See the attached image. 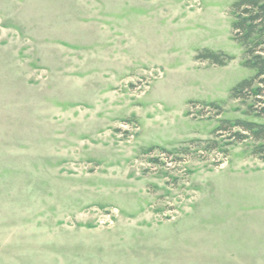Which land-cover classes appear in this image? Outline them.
<instances>
[{"label": "rangeland", "instance_id": "1", "mask_svg": "<svg viewBox=\"0 0 264 264\" xmlns=\"http://www.w3.org/2000/svg\"><path fill=\"white\" fill-rule=\"evenodd\" d=\"M235 1L0 0V264H264Z\"/></svg>", "mask_w": 264, "mask_h": 264}, {"label": "trees", "instance_id": "2", "mask_svg": "<svg viewBox=\"0 0 264 264\" xmlns=\"http://www.w3.org/2000/svg\"><path fill=\"white\" fill-rule=\"evenodd\" d=\"M231 12L234 16L232 40L243 48V67L254 72L251 78L242 80L232 89L231 97L242 101L252 99L253 104L248 109L261 117L264 116V0H236ZM197 59L224 66L232 58L206 50ZM218 128V132L228 134L227 139L234 142L241 143L248 137L263 142L258 152L264 155V125L236 120L222 122ZM234 128L238 130L233 132ZM261 158L264 161V156Z\"/></svg>", "mask_w": 264, "mask_h": 264}]
</instances>
